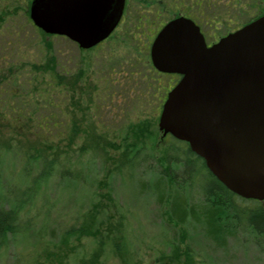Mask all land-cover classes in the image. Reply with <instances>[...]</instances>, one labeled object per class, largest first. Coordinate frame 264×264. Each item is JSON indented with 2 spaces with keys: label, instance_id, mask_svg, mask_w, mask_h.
Returning <instances> with one entry per match:
<instances>
[{
  "label": "rangeland",
  "instance_id": "rangeland-1",
  "mask_svg": "<svg viewBox=\"0 0 264 264\" xmlns=\"http://www.w3.org/2000/svg\"><path fill=\"white\" fill-rule=\"evenodd\" d=\"M18 4L5 0L0 10L17 12L15 21L22 28L30 6ZM147 5L149 10L139 11L131 4L133 17L152 12L147 18L158 26L172 15L171 0ZM133 22H125L116 34L126 36ZM216 26L218 33L205 27L210 42L230 30L221 22ZM26 30L18 39L21 81L14 87L0 80V193L7 206L21 205L30 227L9 238L0 264H264V241L257 243L248 230L234 231L218 244L192 218L179 224L172 215L170 203L180 193L175 213L182 214L185 202L194 205L210 229L202 191L214 189L215 182L199 178L197 167L184 169L173 158L175 142L160 131L157 97L145 96L134 105L131 86L113 84L111 102L100 101V89L126 72L123 62L133 52L124 38L118 41L114 35L94 51H83L66 37L43 36L46 43L31 24ZM48 45L61 70L83 73L70 92L47 85L51 77L32 67L46 60ZM8 66L0 60V73H7ZM137 124L147 126L140 140L130 132ZM72 129H78L76 137ZM48 165L52 175L42 178ZM167 173L174 174V182ZM234 202L251 211L256 206L237 197Z\"/></svg>",
  "mask_w": 264,
  "mask_h": 264
},
{
  "label": "water",
  "instance_id": "water-1",
  "mask_svg": "<svg viewBox=\"0 0 264 264\" xmlns=\"http://www.w3.org/2000/svg\"><path fill=\"white\" fill-rule=\"evenodd\" d=\"M33 1L35 27L83 51L114 33L125 2ZM151 61L182 77L163 105V137L189 144L232 193L264 202V15L212 46L194 20L172 19L155 37Z\"/></svg>",
  "mask_w": 264,
  "mask_h": 264
},
{
  "label": "trees",
  "instance_id": "trees-1",
  "mask_svg": "<svg viewBox=\"0 0 264 264\" xmlns=\"http://www.w3.org/2000/svg\"><path fill=\"white\" fill-rule=\"evenodd\" d=\"M171 6V17L164 23L160 22L159 25L155 27L156 31L159 32L164 24H167L172 19L183 15L191 18L192 20L195 19L201 25V27H210L212 31L216 30V33L219 31L216 24L221 22L222 25L224 23V26H226L225 28L228 27L230 29L227 33L229 34L237 31L239 28L246 26L250 22L257 20L264 15V0H171ZM16 13L17 12L15 11L8 13L6 11L4 12V10H0V37L3 38V41L0 42V60H2L6 66L9 65L7 73L1 71L0 80L6 84H12L14 87L21 81V72L23 70L20 66L21 61L18 59V55L22 50V47L18 42L19 36H21L20 34L23 32L26 33L27 27L31 24L32 30L37 34H40L42 39L45 40L43 36H47L46 33L35 27L34 23L31 21L30 15H28V17L24 15L25 19L23 22L25 24L21 28V26L16 24ZM234 15H236V18L230 17ZM240 18L250 19L244 23L242 22L238 27L235 26L234 28H230L229 25L234 24L233 22ZM126 19L127 21L135 20V22L132 23V26L128 27L131 29V31H128L126 36L117 35V32L114 35L118 36V41L121 40L120 38H124L126 41H123L124 45H127V47H130L129 45H131L132 49L130 52L133 53L132 55H128V58L125 60L126 62H123L127 64L126 72L125 70L124 72H119V75L110 80V84L108 86L105 85V88H102V90L100 89V101H107L108 103L111 102L113 98V91H111L113 90V84H117V86L126 85V88L128 90L131 89L134 94V96H131V94L129 95L130 100L132 99L131 101L134 105H139L142 99L149 95L152 96V98L157 97L158 99L155 111H162V100L166 93L163 83L169 79V76H161L155 71L153 62H151L150 51L147 49L148 44L146 43V45H144L142 43L145 40V29L140 24L144 20L142 16L139 15L138 18L135 19L129 10ZM134 30H136L138 33L135 34L133 32ZM146 31H148V29H146ZM227 34L225 36H227ZM114 35L109 38H112ZM225 36H221L219 39ZM214 37L216 38V36ZM45 42L47 43V40H45ZM97 47L98 45L95 46V48L87 51H94ZM47 48L48 56H46V60L41 63V65L33 64L32 67L34 71L36 74H43L44 76L49 75V77H51V82L47 83V85H55L56 87L61 88V91H64L66 88V91L70 92L72 88H76L75 86L78 84V80H82L83 73L80 74L81 76L78 75V77L76 76L77 74H71L66 69L61 70L57 62V57L53 54L54 52L52 45H48ZM132 60H134V62H129ZM123 63L122 65H124ZM112 73L111 75H116L115 72L113 74ZM118 76L121 77L118 78ZM127 86H131L130 89ZM139 89H141V91ZM56 90H54V94ZM49 104L51 107L59 108L56 103L49 102ZM146 127L147 126L145 125L142 126V124L132 125L130 127V132L136 133V138H139L140 140V137L143 136H141V134L144 133ZM147 129L149 130V128ZM72 131L76 137L78 134V129H72ZM171 138L173 137L171 136ZM173 140L175 144L170 148L175 152L174 155L178 154L181 156L179 159L178 156L176 157L173 155V158L176 160V162L182 163L183 168L189 164L197 167L199 171V178L201 177L204 180L212 179L215 182L214 189H204V191H202L205 195V200L203 202L204 204H202V206H207L206 212L210 214V217L208 218L210 229L207 227L205 228L204 221L201 220L200 215L196 214V206L194 205H191L190 207L189 204L185 202L184 204H186V209L182 212V214L179 216L175 213L176 205L174 199L180 193H176L177 195L170 203V205H172V215L174 218H176L178 223L184 224L187 222L188 218H192L202 229H204L205 234L210 239H212L213 242L215 241L218 244H224L226 238L240 230L244 232L248 230L254 239L257 240V243L261 242L259 240L264 241V207L262 205L264 202L247 199L244 200L235 193L229 191L226 186L218 181L212 172L208 170L205 160L201 157H198L190 149L189 144L175 138H173ZM181 144L184 145L185 148L182 149L180 146ZM133 148L138 151L137 148L139 147L133 144L132 149ZM51 169V165H48V167L45 166L41 177L46 178L51 176ZM167 176H169L174 182V174L167 173ZM163 195L165 194H162V196ZM236 197L245 203H255L256 206L254 210L251 211L249 206H245L244 204L242 206L237 205V203L234 202V198ZM20 207L21 205L16 206V204L7 206L4 201H2L0 193V251L4 249L5 246H7L6 244L8 243L10 237L26 231V229L30 227L29 221H23V211L20 209ZM206 212H202V215L204 216ZM185 255L187 258H189L191 256V251L187 250Z\"/></svg>",
  "mask_w": 264,
  "mask_h": 264
},
{
  "label": "flooded vegetation",
  "instance_id": "flooded-vegetation-1",
  "mask_svg": "<svg viewBox=\"0 0 264 264\" xmlns=\"http://www.w3.org/2000/svg\"><path fill=\"white\" fill-rule=\"evenodd\" d=\"M149 1L150 0H125V2H124V6H123V8H124V11H123V15L121 16V20H120V23L116 26V29H115V31H114V33L112 34V35H114L117 31H118V29L119 28H121L123 25H124V23L126 22V17H127V14H128V11L130 10H132V8H131V4H135L138 8H137V10H149V8H151V7H149L148 8V3H149ZM11 2H13V4H14V6H19V4L18 3H20L21 5H25L26 6V8H28V6H30V9H31V6H32V4H33V0H11ZM4 7H6V5H5V0H0V9H4ZM26 12H30V10H27ZM143 13H145V14H143ZM142 14H140V16H142V18L144 19L140 24L143 26V28L145 29V32H144V35H145V37H144V41L142 42L144 45H146V43L148 44V51H150V58H151V46H152V44H153V42H154V39H155V37L157 36V34L161 31H156V29H155V27H157V25H156V23L155 22H152L151 21V18L149 17V18H147V16H149V14L150 13H152V12H150V13H146V11H144ZM30 14H31V12H30ZM183 16V15H182ZM182 16H179V17H182ZM179 17H177V18H179ZM186 17V16H185ZM188 18V17H187ZM191 19V18H190ZM194 21H195V23L201 28V32H202V34H203V36H204V38H206V41H207V45L208 46H212L213 44H216L217 42H218V40H216V42H210L209 41V37H208V35H207V33H206V30H205V28L204 27H201V25L195 20V19H193ZM165 25V24H164ZM146 29H148V31H146ZM146 33V34H145ZM111 35V36H112ZM110 36V37H111ZM109 38V37H108ZM107 38V39H108ZM106 39V40H107ZM106 40L105 41H103L102 43H100L99 45H101V44H104L105 42H106ZM78 45V44H77ZM98 45V46H99ZM152 62V61H151ZM154 67V66H153ZM155 71L159 74V75H161V76H163V75H165V76H169V79L167 80V85L165 86L164 85V89L166 90V93H165V96H164V98H163V100H162V103H163V105H164V102L166 101V99H167V97H168V93L172 90V89H174V87L178 84V82L181 80V76L180 75H178V74H174V75H172V74H167V73H160V72H158L156 69H155ZM162 105V106H163Z\"/></svg>",
  "mask_w": 264,
  "mask_h": 264
}]
</instances>
